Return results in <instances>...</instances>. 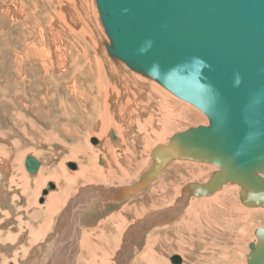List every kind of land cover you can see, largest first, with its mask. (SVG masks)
Returning <instances> with one entry per match:
<instances>
[{
	"label": "bare ground",
	"instance_id": "1",
	"mask_svg": "<svg viewBox=\"0 0 264 264\" xmlns=\"http://www.w3.org/2000/svg\"><path fill=\"white\" fill-rule=\"evenodd\" d=\"M95 1L94 0H0V57H6L8 59L12 58V64L14 70L17 73V77L19 78L14 82L18 81L17 82L18 87L21 86L22 83L24 82L26 83V81L28 82L30 80V79L28 80V78H31V74L33 72L34 66L39 67L40 71L42 72L39 75H41L42 77L45 76L44 77L45 80L53 72L61 73L62 71H67V69L70 66H75L76 70L74 71H76V75L81 74V72L84 73L89 80H92L94 82L93 92L95 91V96L93 97L94 98L93 101L92 98L85 93L86 89L89 90V93L91 92L86 79H84L82 82H78L79 80L72 83L63 82L64 89H66L69 93L68 98L66 99L63 98L59 102L62 108L61 111L62 120H63L62 131L64 136L65 137L69 136L70 138L71 137L70 135H74V133L70 131L71 129L69 127L71 123L70 120L73 118V115L71 116L70 113L74 111L73 109H71V107L76 102H77V108L75 109V112H80V116L83 113L82 116L83 115L85 116V117L83 116L84 118L79 119V127L76 126L78 140L74 139V143L77 141L76 142L77 145L73 146L72 148L70 147V150H68L70 151V154L67 157L70 160L77 162V163L75 162L77 164V168L75 172L65 169L66 167L64 168L63 166L65 165V163L63 164L62 160H61L62 161L61 164H63L62 166L59 167L50 166L44 169L45 162H43L44 160H42V158L41 159L39 158L40 156H42L40 154L39 148L37 149V151L32 150L33 148L36 149V146L31 149H27L28 151L31 150L34 152L28 155H33L34 157L42 161L41 167L37 172L38 174L39 173L40 174L39 176L36 175L37 177L34 180H32L29 177L31 175L26 170L25 165L23 168V164H24L23 160L26 158L27 155L25 156V158L23 157V155L19 156L15 160L12 159L14 155H9L10 153H7L8 154L7 157H0V176H2L6 180L12 181L14 185H17L18 186L17 188H19V191L17 190L18 193L16 192L17 196L13 199L16 200L18 203V205L16 206L17 208L16 212L3 211L2 210L3 201L0 198V216L2 217L0 219V264H8L10 261H12L13 264H32L29 263V259L30 258L32 259V257L35 254H37L38 251H40L39 248L35 247V242L38 240L36 235H40L41 233L40 230L35 232L36 229L34 230V227L32 228L31 224L34 225L32 223L33 221L27 222V220L24 221V218L29 217V213L30 214L32 213L31 215H33V212H38L41 215H45V219H46L45 225L44 226L42 225V227L40 228L42 229L45 227V233L52 227L53 224L54 226L56 225L55 228H57L56 230L58 233V239L56 241L59 242V246L54 247L53 249L54 256L51 258L49 264H78L79 254L81 255L80 259H83L82 261H80L79 264H112L115 261L116 262L114 264H123V263L127 264L124 258L128 253L127 252L128 241H131V239L135 238L137 235H141L143 229L145 228L144 225L148 226V224H144L145 222L143 218L138 219L135 221V226L131 228L132 230L131 233H129L128 232V230L130 229L129 227L132 225L130 223L131 221L122 222L124 218L123 216L124 215L126 216V213H128V211L130 210H136L137 216H141L146 211L145 207L144 206L140 207L141 203L138 202V200L132 203V205L130 203L127 204L125 203V206H122V209L119 208L118 210H116L115 213H113L115 211L114 210L112 212L113 214L111 213L108 217L96 219L93 224L90 223L85 224L86 220L84 223L82 219V215L89 213L88 210H91L88 209L90 203L93 204L94 202H98L103 206L107 205V207L105 206L107 209L108 205L117 206V204L123 203L127 199H129V197L131 198L132 196L133 198L139 193L149 189L147 196L143 198L146 199V203L149 202L148 204H151L150 208H152L154 212H157L159 209V211L161 212V216L163 217L161 221H165V222L164 224L159 225L162 230V232H160L159 234V237L154 236L155 232L152 234L150 233L151 235L149 237L148 246H146L145 244L146 247L145 250L140 252L141 254L139 253L136 256V258H134L135 259L134 264H164L166 259L165 254L159 257L157 253V246L158 243H160L159 241L162 239L163 236L162 234L168 235L170 234V232H172V230H177V229H179L181 232L184 231L187 227L192 230L193 228L192 224L194 226V231H195V229L199 226V224L198 225L196 224L197 218L195 217L194 213L197 212L198 210L200 211V216L203 218L202 221L204 222L212 220V217L218 213L217 210H221L220 215L225 214L224 217L223 216L222 217L226 221V225H230L236 218L239 219L237 217L239 213L238 209H243L248 216H255L254 213H257L258 211V210H251L253 208L249 206H247L248 209L249 208L251 209L246 210V208H243L242 206H237V204L231 202L229 199L230 196L229 193H231L232 188L230 186H227L222 191L217 190L211 196L191 197L190 200L193 199V201L192 202L190 201V205L186 207L185 216L181 217L182 220L179 222L173 221L175 220V217L172 218L170 216L172 210L171 208H167V207L168 206L170 207L171 204L172 206L175 204L172 202L175 196L179 194V191H174L173 197L170 199L163 198V195L165 193L164 191L167 187L169 186L171 187L175 185L176 189L179 190V187H177V184L175 183L176 180L172 181L170 179L172 178L171 176L172 171L168 172L169 168H171L170 166L172 165V163L176 161L179 163V165H181V163H183L184 161L188 162L186 164L184 162L183 167L185 168V171H187L185 172V174H187L186 178L187 179L189 178L190 182L191 180H194L192 181V183L204 184L209 180V178L213 175L214 172L218 171V167L213 164H211L212 165L211 166L209 163L206 162H199V161L185 160V159H183V162L181 159L172 160L167 165V167H165V169H163L158 174V176L153 181L150 182V184L146 188L137 192L136 194L125 196V191L134 184L138 183L142 175L147 170H149V168L154 162L151 158H150L151 164L149 165L147 160L150 161V159L143 161L142 155L144 154L143 152L144 149L146 151L148 150L149 151L148 153L150 154L152 149L156 146V144L152 145V142L162 140V144L160 145L168 144L170 139L173 137L175 133L185 131L187 127L185 128V130L182 128L183 130L180 129V131L177 132L169 130L174 126L183 125L182 122H184L185 124L189 122L188 121L186 123V121L184 120L181 122V119H179L181 117L178 118L179 114H185L184 116H186V114L190 115L191 113L197 112L198 113L197 115L201 116V112L199 109H197V107H194V105H192L190 102L177 97L172 92H170L165 87H163L161 84L157 83V81L153 79L146 80L142 76L138 75V72L130 69L123 61H122L123 62L122 65H125V67H127L129 70L133 71V73L129 74L131 76L125 74L126 70H124V68L117 67L116 64H120L121 62L119 61L121 60L119 59L115 60L109 54L107 44H110L111 41L108 40L109 42L108 41L103 42L104 38L101 33L103 27L101 28L102 22H100L101 21L100 16L97 15V11L95 10L94 7V5H96ZM16 31L18 32L17 35H15ZM46 33H48V37L46 36ZM73 49L77 50L76 56L74 55ZM3 60L4 62L6 61V59L4 58ZM80 61H82V64L80 63L81 65H79ZM33 62L35 63L34 65ZM105 64L107 67L104 66ZM77 65L79 66L78 68L80 70L77 68ZM35 69L37 70V68ZM106 69L110 71L112 77L115 79L114 84L109 82L107 83L103 79V77H106L104 72ZM10 72L9 74H11ZM126 78L129 79L130 81H133V83L137 86V88L142 87L141 92L133 91L132 86H130L128 83H124V84L120 83ZM156 83L160 86L158 87ZM49 85L45 84V88H44L45 98H43V101L45 102V110L48 114H50L49 111L51 110V106H52L50 100L54 99L55 97L54 95L49 94V90L51 88ZM155 85L160 89V90L157 89L153 90L155 93V94L153 93V95L155 96L156 101L159 103L157 106L159 112L156 113L159 114V117L158 116L154 117L155 116L154 115L148 119H141L142 116L145 115L146 113L145 110L149 111V108L146 109L145 107L142 106V105L149 106L148 91H146L147 89L145 88H151L153 86L155 88ZM24 86L28 88L29 86H31V84H29V86L28 85H24ZM161 87H163L164 89ZM150 97L152 98L151 94ZM138 98L142 99V103L141 104L137 103L138 107H136L134 102L137 101ZM11 100L13 103H15V100H17L19 103H21L22 105H24L29 109L30 104L28 103L29 105H27L25 99L20 94H17V96L14 97L11 96ZM83 101L87 102L86 106H88L89 112H87L88 110L85 109L84 106L85 103ZM83 106L85 109L83 110L84 112H82L81 110L79 111L78 108ZM131 107L133 108L131 109ZM35 108H37V106ZM111 111H113V115L111 114ZM33 113L35 114V112ZM138 114L140 115L142 114V115L140 116ZM151 118L152 121L155 119V121H157L156 123H158L159 126H161V132L159 131L156 132L157 126L154 127L151 126L153 127L152 128L153 131L149 129L150 131L147 132L148 134L141 136V134L139 133H141V130L143 128H146L147 130L149 126L148 123L151 121ZM196 118L197 116L195 117V119ZM87 120L92 122L89 124L88 127L89 131L88 132L86 131L87 132L86 133L83 129L85 128V126H87V123H85ZM18 121H20V119ZM51 121L53 122V120ZM203 121H201V123ZM207 122L209 121L207 120ZM94 123L96 129L93 131L92 129L94 127ZM193 123L195 125V122ZM193 123L191 125H193ZM125 127H127L130 130L136 129V132L130 133L125 129ZM17 130L14 131L17 132ZM111 130H113L115 133L116 136L115 141L118 142L117 144H114L111 141V139H113L111 137ZM168 130L171 131L173 135H171L172 137L166 140L165 136L168 135ZM1 134L3 136V133H0V135ZM79 134L82 135L79 136ZM162 136L165 137V139ZM91 137L97 138L96 139L97 141H95L94 144L96 145L95 147L89 145V142L91 143L90 140ZM85 139H87L86 144L82 142V140ZM100 144H102L103 146L102 145L101 147L98 146ZM118 146L124 148L120 150L117 149ZM2 152L3 151H1L0 149V156H3L1 155ZM58 165H60V163H58ZM146 165H148V167L145 169V171L144 170L142 171L143 167ZM213 166H215L217 170H214ZM15 168L17 171L14 170ZM211 172H213L212 175L208 179H206V177L209 176ZM5 175L7 177H5ZM160 179L162 180L159 181ZM198 179H202V180H198ZM48 180H53L56 186V191L51 192L47 196H44V198L46 197L47 200L46 204L42 206H39L37 204L36 205L37 207L34 209L33 207H31L32 205L35 204V203L33 204L30 196L31 187L32 185H36V186L41 185L42 187V183L46 185V182ZM153 183L156 184L153 185ZM184 184L186 185L185 182ZM189 185L186 188V192H188L189 190ZM171 188L173 189L174 187ZM168 193L171 194L170 191H168ZM36 195H39L38 189H36ZM196 198L200 203L198 210L197 207H195ZM187 200H189V198ZM242 201L243 198L241 200V204ZM96 205L98 207L100 206L98 204ZM161 206H165V207H161ZM29 208L31 209V211L29 210ZM182 208L184 209L185 207ZM21 212H22V216H21ZM219 217L220 216L218 215L217 219H219ZM240 219L242 218L240 217ZM155 220L156 218H151L150 222L151 221L155 222ZM244 220L245 219L243 218V222H245ZM106 221L107 223L104 224L103 222ZM100 222L102 223L101 225ZM128 222L130 224H128ZM212 222L213 221H211V223ZM116 223L117 225L115 226ZM118 223L119 224L121 223V226ZM13 226L15 227V229L18 230L17 234L12 233ZM127 228L129 229L125 231ZM211 229H213V227H211ZM222 229L224 228L222 227ZM202 230H200V234L203 236ZM241 230L242 229L240 228V232ZM177 235L178 238L180 239H177L175 246L177 247V250L184 251V249L187 248L189 245L186 244L185 242L186 239L184 240L183 238L180 237L181 234L180 235L177 234ZM135 239H139V238H135ZM164 239L166 242L170 238L166 236ZM113 240L117 241L118 244L121 241H123L122 247L125 250L123 252L121 251L122 253L117 259L112 258V255L114 254L110 255L108 253L111 251H106L109 256H105L104 254L105 249L107 247L109 248V245L111 244V242H113ZM256 242L257 240L254 241V243ZM114 243L113 245L115 246ZM113 245L112 247H114ZM1 248L10 252L2 253ZM34 249H38V251H35V254H31V250ZM154 249H156L155 254H154ZM202 250L204 251L207 249L203 248ZM204 253L206 254L205 251ZM239 254L240 253H238V255ZM123 255L125 257L121 259ZM180 256L182 257V264H185L184 256L181 254Z\"/></svg>",
	"mask_w": 264,
	"mask_h": 264
},
{
	"label": "water",
	"instance_id": "2",
	"mask_svg": "<svg viewBox=\"0 0 264 264\" xmlns=\"http://www.w3.org/2000/svg\"><path fill=\"white\" fill-rule=\"evenodd\" d=\"M96 5L111 57L209 120L155 146L153 164L125 196L146 188L172 160L185 159L218 167L204 184H190L186 199L211 196L234 183L241 187L243 205L264 208V0H96ZM111 136L116 138L113 130ZM41 164L33 155L25 158L31 174ZM68 166L77 168L75 162ZM55 187L48 182L43 196ZM255 234L247 264L264 263V226ZM170 260L182 264L179 254Z\"/></svg>",
	"mask_w": 264,
	"mask_h": 264
},
{
	"label": "rangeland",
	"instance_id": "3",
	"mask_svg": "<svg viewBox=\"0 0 264 264\" xmlns=\"http://www.w3.org/2000/svg\"><path fill=\"white\" fill-rule=\"evenodd\" d=\"M95 4H96V1H95ZM94 7H95V10L97 11V15L100 16L97 6L94 5ZM100 22H102V21H100ZM101 28H102L101 33H102V36L104 38L103 42L108 41V40L110 41V39H108L109 37H108V35H107V33L105 31V28H104V26H103L102 23H101ZM17 34H18V32L16 31L15 35H17ZM104 34H105V36H104ZM46 36L48 37V33H46ZM73 51H74V55L76 56L77 50L76 49H73ZM3 58L6 59L7 62L6 61L4 62ZM119 62H121V63L120 64H116L115 63V64L117 65L118 68H120V67L121 68H124V70H126L125 71V74L129 75L130 73H133V71L129 70L127 67H125V65H122V63H123L122 61H119ZM80 63L82 64V61L79 62V65H81ZM34 64L35 63L33 62V65ZM104 66H106V64ZM78 67L79 66L77 65V68ZM35 68H37V70ZM13 70H14V67H13V64H12V58H9L8 59L6 57H0V133H3V136L5 137L4 138L2 136V134L0 135V149H1V151H3L2 154H1L3 156H0V157H7L8 156L7 153H10L9 155H14V157L12 158L13 160H15L16 158H18L19 156H22V155L25 158L26 155L28 156V154L34 153L33 151H31V150L28 151L27 149H31V148H33V147L36 146V149L33 148L32 150H36L37 151V149L39 148L40 154L42 155L39 158L40 159L42 158V160H44L43 162H45L44 169L47 168V167H50V166L59 167V166H62L65 163V165H63L64 168L66 167L65 169L71 170V171H74L75 172L76 169H71L68 166V163L69 162H76V161L70 160L67 157L70 154V151H68V150H70V147L72 148L73 146L77 145L76 144L77 141L74 143V139L78 140L77 129H76L77 127L76 126L79 127V119H82L85 116L84 115H83L84 117L82 116L83 113L80 116V112H75V109L77 108V102H76L71 107V109H73L74 111L73 112L71 111L72 113H70L71 116L73 115V118L70 120L71 123H70V127H69L71 129L70 131L72 133H74V135H70L71 136L70 138H69V136L65 137L64 134H63V131H62V124H63L62 114H61L62 108H61L59 102L63 98L64 99L68 98L69 97V93H68V91L66 89H64L63 82L72 83V82H76L77 80H79L78 82H82L84 79H86L87 82H88V86H89L91 92L89 93V90L86 89L85 90V93L87 95H89L92 98L93 101H94V98L93 97L95 96V91L93 92V90H94V84L93 83L94 82L92 80H89L87 78V76L84 73H82V72H81V74L76 75V71H74V70H76V67L75 66H70L67 69V71H62L61 73L53 72L52 73L53 76L51 74L45 80V78H44L45 76L42 77L41 75H39V74L42 73L40 71L39 67L38 66H34L33 67V72L31 74V78H28V80L30 79L31 81L30 80L28 82L26 81V83L24 82V83H22L21 86L18 87V85H17V82L18 81L17 82H14V81L18 80L19 78L17 77V73L15 72V70L14 71ZM9 72L11 74H9ZM35 72L38 73V74H36ZM104 72H105L106 77H103V79L107 83L109 82V83L114 84L115 79L112 77V74L110 73V71L108 69H106ZM138 75L142 76L146 80H151V78H149L147 76H144L142 74H139L138 73ZM37 76H38V79H37ZM129 76H131V75H129ZM42 79H44V80H42ZM37 81H38V83H37ZM44 82H45V84H48V85L50 84L49 86L51 88L49 90V94L50 95L52 94V95L55 96L54 99L50 100L51 101L50 103L53 106V107L51 106V110L49 111L50 114H48L46 112V110H45V102L43 101V98H45V91H44L45 84H44ZM148 82H150V81H148ZM120 83H123V84L124 83H128L130 86H132V90L133 91H140L141 92V90H142V87H138L137 88V86L133 83V81H130L127 78L125 80H123L122 82H120ZM157 83H156V85L159 87L160 85H158ZM7 84H8V86H7ZM29 84H31V86H29ZM54 84H56V85H54ZM24 85H28L29 87L26 88ZM156 85H155V88H154V86L151 87V88H145V89H147L146 91H148L149 106L148 105H142V106L145 107L146 109L149 108V111L148 110H145L146 113H145V115L142 116L141 119H148V118H150V117H152L154 115H155L154 117H157V116L159 117V114H156V113L159 112V110L157 109V106H158L159 103L156 101V98L153 95V93H154L153 90L154 89L160 90ZM21 87H23V88H21ZM54 87H55V89H54ZM161 88H163V87H161ZM146 91H144V92H146ZM35 93H37L38 95L35 94ZM17 94H20L25 99V102L27 103V105L30 104L29 109L27 107H25L24 105H22L21 103H19L17 100H15V103L12 102L11 96H13V97L14 96H17ZM150 94L152 95V98L154 100L150 97ZM26 96H28L29 98L26 97ZM8 100H10V101H8ZM55 102H57V103H55ZM83 102L85 103V105H84L85 106V109L88 110L87 112H89V108H88V106H86L87 102H85V101H83ZM137 103H140L141 104L142 103V99H139L138 98L137 101L134 102V104H135L136 107H138ZM6 105L8 106V108H7ZM36 106H37V108H35ZM84 106L83 107H79L78 110L79 111L81 110L82 112H84L83 111V110H85L84 109ZM132 108L133 107H131V109ZM30 111H32V112H30ZM33 112H35V114ZM200 112H201V116L202 117L200 115H197L198 114L197 112L196 113L195 112L194 113H191L190 115H187L186 114V116H184L185 114H179L178 118L181 117V118H179V119H181V122L183 120L186 121V123L188 121L189 122L187 124H185L184 122H182L183 125H181V126H174L171 129H169V130L177 132V131H180V129L181 130H183V129L185 130L186 127H187L186 130H187V129H189L188 127H196L198 125H208L209 122H207V120H208L207 116L201 110H200ZM4 113H7V114H4ZM55 113H56V115H55ZM111 114L113 115V111H111ZM138 115H140V114H138ZM181 115H183V116H181ZM196 116H197L198 119L197 118L195 119ZM6 117L7 118L9 117V118L7 119ZM200 117H201V120H200ZM19 119H20V121H18ZM51 120H53V122ZM194 120H197V121H194ZM143 121H141V122H143ZM201 121H203V122L201 123ZM91 122L92 121H89V120H87L85 122V123H87V126H85L84 129L82 128L85 132L86 131L87 132L89 131L88 130V127H89V124ZM96 122H97V120H96ZM156 122L157 121H155V119L152 121V118H151V121L148 123L149 126H148L147 130H146V128H143L141 130V133H139V134H141V136L148 134L147 133L148 131H150V130L153 131L152 128L154 126H157L156 132H158V131L161 132V126H159V124L156 123ZM193 122H195V125H194ZM10 123H12V124H10ZM24 123L27 124V125H25ZM192 123H193V125H191ZM71 124H72V126H71ZM14 125H15V127H14ZM151 126H153V127H151ZM95 129H96V127H95V123H94V127H93L92 130L94 131ZM125 129L127 131H129L130 133L136 132V129L130 130L127 127H125ZM14 130H17V132L14 131ZM169 130H168V135L165 136L166 137V140H168V138L172 137L171 135H173L172 132L169 131ZM75 133H76V135H75ZM53 134H56V135H53ZM81 135L82 134H79V136H81ZM162 137H161V139H162ZM165 137H163V138L165 139ZM55 138L57 140H59V141H57ZM33 139H34V141H33ZM96 139H97L96 137L95 138L91 137L90 138L91 143L89 142V145L92 146V147H95L96 146V145H94L95 142H92V141H94ZM64 141H66V142H64ZM86 141H87V139L82 140V142L84 144H86ZM111 141L114 144H117L118 143V142L115 141V139H111ZM140 141H142V140H140ZM64 143H66V144H64ZM155 144H156V146L162 144V140L161 141L152 142V145H155ZM101 145L102 144H100L98 146L101 147ZM123 148H121V146H118L117 147V149H120V150L123 149ZM143 152H144V154L142 155L143 161H146L147 159H150L151 158V153L149 154L148 153L149 152L148 150L146 151L144 149ZM5 154H7V155H5ZM146 156L149 157V158H147ZM151 159H150V161L147 160L148 161V165L151 164L150 163L151 162ZM61 160L63 161V164H61L62 163ZM23 161H24V164H23V168H24L25 159ZM182 162H183V160H182ZM184 162L181 163V160H180L181 165H179V163L175 161L170 166L172 169L169 168V170H168V172L172 171L171 172L172 178H170V179L172 181H175L176 180L175 183L177 184V187H179V190L176 189L175 185L174 186H171V187H174L173 189L169 186L164 191L167 194L164 193V195H163V198L170 199V198L173 197V194H174L173 192L174 191H179V194H177V196H175V198H174V200L172 202V203H175V204L173 206L171 204L170 207L169 206L167 207V208H171V210L173 211V212L171 211L170 216L172 218L175 217V220H173L175 222H179V221L182 220L181 217H184L185 216V209H186V207H188V205H190V201L191 202L193 201V199L190 200L191 197L189 198V200H187L186 199V195L187 194H186V192H184V191H186V188L188 187V185L191 184L192 181H194V180H191V182H190V179L189 178L188 179L186 178V175L187 174H185V172H187V171H185V168L183 167ZM58 163H60V165H58ZM186 163H188V162H185V164ZM148 165L144 166L143 169H142V171L143 170L145 171V169L148 167ZM213 167H214V170H217L215 166H213ZM14 170H16V168ZM212 173L213 172H211L210 175L208 174L209 176H207L206 179H208L212 175ZM29 174L31 176H29V175H27V176H29L32 180H34L37 176H39L40 173L39 174L38 173H35V174L29 173ZM176 175H177V178H176ZM5 177H7V176L5 175ZM206 179H205V181H206ZM161 180L162 179H160L159 181H161ZM198 180H202V179H198ZM50 181L53 182V180H48L46 182V185ZM184 182L186 183V185L184 184ZM180 183H182V184H180ZM155 184L156 183H153V185H155ZM46 185L44 183H42V187H41V185H37L38 187L36 185H32L31 192H30V196H31V199H32L33 204L35 203L34 205L31 206L34 209L37 207L36 206L37 204L39 206H42V205L46 204V201L47 200H46V197L44 198V196H47L51 192L56 191V187H55L54 190H50L49 193H47L46 195L43 196L42 192H43V189L45 188ZM43 186H44V188H43ZM227 186H230L232 188L231 193H229L230 194V196H229L230 201L231 202H234L235 204H237V206H242L243 208H246V210H247L248 207L245 206V205H243V204H241L242 197L239 194V192H240L239 190H240L241 187L239 185H237V184H234V183H226L219 190L222 191ZM17 187L18 186L17 185H14V183L12 181L6 180L2 176H0V198L3 201V206H2V210L3 211H5V212H8V211H12V212L14 211V212H16L17 211L16 206L18 205V203H17L16 200H13L17 196V193L19 191V188H17ZM36 189L39 190V195H36ZM148 190L149 189H147L146 191H143V192L139 193L138 195L134 196L133 198H132V196H131V198L129 197V199H127L128 201L126 200L123 203L117 204V206L116 205H108V208L109 209L108 208L106 209L107 205H105L106 206L105 207L102 204H99L98 202H94L93 204L90 203L88 209H91V210H88L87 209L88 212H89V213H87L88 215L87 214H85V215L83 214L82 215V219H83V222L84 223H85V220H86V223L85 224H89V223L90 224H93L96 219L108 217L114 210L115 211L113 213H115L116 210H118L119 208L122 209V206H125V203L126 204L127 203H130L132 205V203H134L136 200H138V202L141 203L140 204V207L141 206H144L145 207L146 211L141 216H137L136 210H130V211H128V213H126V216L125 215L123 216L124 218L122 217L123 218V221L122 222H124V221H131L130 223L132 225L129 227L130 229L127 228L125 230V231H127L129 229L128 230L129 233H131V231H132L131 228L133 226H135V221L138 220V219L143 218L144 219V222H145L144 224H148V226L147 225H144L145 228L143 229L142 234L141 235H137L135 237V238H139V239L133 238V239H131V241H128V243H127V246H128L127 252L128 253L126 252L127 253L126 257L124 255L121 257V259H123V257H125L124 260L126 261L127 264H132V263L134 264V260H135L134 258H136V256L140 252H142L143 250H145V248H146L145 247V244H146V246H148V244H149V242H148L149 241V237H150V235L152 233L155 232L154 233V236L155 237H159L160 232H162L161 227L159 225L164 224V222H165V221H161V219L163 217L161 216V212L159 211V209H158L157 212H154V210H152V208H150V205L151 204H148L149 202L146 203V199L143 198V197H146L147 196ZM168 191H170L171 194H169ZM233 198H235V199H233ZM19 199H21V198H19ZM41 200H42V202H41ZM197 202H198V200L196 198V201H195L196 205H195V207H197V210H198V207L200 206V203L199 202L197 203ZM238 203L241 204V205H239ZM96 204H98L100 206L98 207ZM178 205H179L180 208L178 207ZM165 206H161V207H165ZM182 207H185V208L183 209ZM251 208H253V209H251ZM251 208H249L248 210H250V209L251 210H258L257 213H254L255 216H248L247 213L243 209H238L239 210V213H238V216L237 217L239 219L236 218L230 225H226V221L223 219V217H224L225 214L220 215V211L221 210H217L218 213L215 216L212 217V220H209L207 222L202 221L203 218L200 216V211L198 210L199 212L198 211L197 212L199 214L197 212H195L194 215L197 218L196 219V221H197L196 224L197 225L199 224L198 227H200V228H198V227L196 228L195 227L196 229L194 231V226L192 224V227H193L192 230L187 227L184 231H181V232H180L179 229H177V230H172V232H170V234H168V235L162 234L163 235L162 236V239L159 241L160 243H158V246H157V253H158L159 257H161L162 255L165 254L166 259H165L164 264H172V262L170 260V257L172 255H174V254H179V255L181 254V255H183L184 256V260H185V264H195V263L196 264H247V256H248V252L250 250L249 243H251L252 241L254 242L255 240H257V236L255 234V231H256V229L258 227L264 226V208L263 207H261V208L259 207V209H258V207L257 208L256 207H251ZM29 210L31 211L30 208H29ZM91 211H93V212H91ZM152 212H154V213H152ZM244 212H245V214H244ZM31 214L29 213V217L24 218V221H26V220H27V222H30V221L32 222L33 221L32 223L34 225L31 224L32 228L34 227V230L36 229L35 232H37V231L40 230V233L41 234L40 235H36V237L38 238V240L35 242V247L39 248L40 251H38V249L31 250V254H35V251H38V253L36 252L37 254H35L32 257V259L31 258L29 259V263H32V264H49L51 258L54 256L53 255V249H54V247L55 246L56 247L59 246V242L56 241L58 239V233H57V230H56L57 228H55L56 225L54 226V224H53L52 227L45 233V227L42 228V229H40L42 227V225L43 226L45 225V220H46L45 219V215H41L38 212H33V215H31ZM197 214H198V216H197ZM218 215L220 216L219 219H217V216ZM21 216H22V212H21ZM163 216H164V214H163ZM90 217H91V219H90ZM166 217H168V216H166ZM240 217L242 219H240ZM1 218L2 217L0 216V219ZM151 218H156L155 222H153L154 220L150 222ZM243 218L245 219L244 220L245 222H243ZM211 221H213L214 223L213 222L211 223ZM217 221H219V222H217ZM103 223L106 224L107 221L106 222H103ZM130 223L128 222V224H130ZM149 223L151 224V226H150ZM101 224L102 223L100 222V225ZM220 224H221V226H220ZM116 225H117V223L115 224V226ZM119 225L121 226V223ZM115 226H113V227H115ZM211 227H213V229L216 230V233H215V230L211 229ZM222 227L224 229H222ZM236 228H237V230H236ZM240 228L242 229L241 232H240ZM51 229H52L53 232L51 231ZM12 230H13L12 231L13 234H17L18 233V230L15 229L14 226H13V229ZM200 230L203 231V236L200 234ZM177 234H179V235L181 234L182 236L180 235V237L183 238L184 240L186 239L185 242H186L187 245H189L187 248L184 249L185 252L184 251L177 250V247L175 246V244L177 242V239H180V238H178V235ZM47 235H49V236H47ZM192 235H193V237H192ZM164 236L165 237L168 236L170 239L165 242V239H164L165 237ZM205 241H207V242H205ZM122 242L123 241H121L118 244L117 241L113 240V242H111V244L109 245V248L107 247L105 249V252H104L105 256H109L106 251H111V252H108V253L110 255L114 254V255H112V258H116V259L119 258V256L121 255V253L123 251H125L124 248L122 247ZM113 243L115 244V246L113 245ZM112 245L114 247H112ZM203 248L207 249V250H204L206 252V254L202 250ZM1 250H2L1 251L2 253H4V252L9 253L10 252V251L4 250L3 248H1ZM155 250L156 249H154V254H155ZM236 251L238 253H240V254L238 255V253ZM112 252H114V253H112ZM79 256H78V258H79L78 264L80 263V261L83 260V259H80L81 258V255L80 254H79ZM104 261H106V260H104ZM11 262L12 261H10L8 264H10ZM115 262H113L112 264H114ZM11 264H13V262ZM123 264H125V263H123Z\"/></svg>",
	"mask_w": 264,
	"mask_h": 264
}]
</instances>
